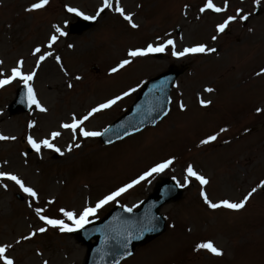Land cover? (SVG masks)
<instances>
[{
	"label": "rangeland",
	"instance_id": "rangeland-1",
	"mask_svg": "<svg viewBox=\"0 0 264 264\" xmlns=\"http://www.w3.org/2000/svg\"><path fill=\"white\" fill-rule=\"evenodd\" d=\"M37 2L0 0V61H3L0 79L9 77L12 68L23 60L25 74L36 72L30 84L37 99L48 109L41 113L33 108L28 114L11 116L9 105L24 83L17 78L9 88L0 91V134L16 137L11 143L0 141V152L7 150L0 159L8 157L2 171L17 175L38 193L33 207L34 198L13 181L0 180V246L11 245L7 255L15 264H43L45 260L48 264H83L86 247L70 233L46 225L34 210L42 207L44 215L61 219L66 218L61 208L79 214L156 164L173 159V165L165 172L141 181L89 218L101 219L116 205L136 210L160 177H172L184 184L188 165L210 181L202 186L192 178L182 200L162 209L168 222L165 234L138 249L123 264H264V193L260 187L264 183V112L256 114L257 109H264V78L247 83L241 79L260 67H255L256 63L264 64V45L253 44L247 51L238 50L231 42L241 37L240 30L233 28L222 40L227 47L225 58L221 50L177 58L169 47L160 59L150 54L138 57L118 73H112L113 67L130 59L129 50L148 44L158 46L172 39L176 51L201 44L212 46V27L220 20L200 11L206 0H118L119 6L133 15V22L139 25L133 29L115 11L117 0H113V8L105 10L96 27L82 35H69V25L83 16L69 13L67 8L95 16L102 0H49L44 9L27 11ZM57 25L68 35L59 37L53 48L48 49ZM36 47L45 54L53 52L60 61L48 57L37 68V56L33 55ZM254 61V68L247 69ZM171 65L189 70L173 90L170 114L156 128L104 147L99 137L83 138L79 132L74 136L60 127L62 123H70L73 114L83 117L98 104L136 88L137 91L97 113L83 126L88 131L103 132L133 104L144 82ZM77 76L82 79L76 80ZM209 87L214 91L206 92ZM201 99L211 103L205 107ZM180 103L184 104V110L180 109ZM48 113L55 118L46 125L43 118L46 120ZM30 124L36 129L27 128ZM53 131L62 133L53 143L64 155L47 148L40 153L33 149L32 155H25L31 147L26 139L29 135L41 141L50 139ZM216 134V141L201 144ZM76 143L81 146L74 147ZM69 145H73L72 152L67 151ZM253 189L256 191L239 211L213 210L201 196L204 191L214 203L222 200L235 203ZM17 195L25 201L20 202ZM40 227L48 230L39 233ZM33 231H37L35 237L23 240ZM208 240L225 250L220 259L205 250L196 251L199 243Z\"/></svg>",
	"mask_w": 264,
	"mask_h": 264
},
{
	"label": "snow or ice",
	"instance_id": "snow-or-ice-1",
	"mask_svg": "<svg viewBox=\"0 0 264 264\" xmlns=\"http://www.w3.org/2000/svg\"><path fill=\"white\" fill-rule=\"evenodd\" d=\"M49 4V0H39L37 3H33L27 11L34 12L41 9H44ZM256 5H261V0H255ZM113 3L112 0H102V6L98 9L95 16H87L84 13L80 12L79 10L68 7L67 11L69 13H75L77 16H83L85 20H95L100 14L104 13L107 9H112ZM207 10H211L216 13L224 12L226 11L225 7H217L213 0H206V4L204 7L200 9L201 12H205ZM115 11L118 12L125 21H127L133 29L139 28V25L137 23L133 22V15L126 14L123 7L119 6L118 0H117V6L115 7ZM243 9H239L237 12V15L240 16V19L247 21L249 19V15L242 14ZM237 19V16H230L228 19L217 26V31L219 33H224L225 30L229 27V24L234 22ZM55 33H58L59 35H56L55 33L52 34L49 38V43L47 44V48L51 49L53 46L58 42L59 37L67 36L68 33L63 31L60 26H54ZM213 40L216 39L215 36L212 37ZM69 47H73V45H69ZM171 47V54L177 58L185 57L188 55H194L197 53H209V52H215V48H208L206 45H197L194 47H186L182 51H176V42L172 39H168L165 42L161 43L158 46H154L153 44H148L144 48H136L131 49L127 52V56L130 59H124L122 60L118 66L113 67L111 69L112 73H118L120 70L124 69L126 66L130 65L135 58L138 57H147L149 54L152 53H163L166 49ZM33 55L37 56V68L40 66V63L45 61L48 57H53L57 62L60 61L59 56H54L53 52L48 51L46 54L42 52V49L40 47H36L34 49ZM0 64H3V61H0ZM24 65V61L20 60L18 61V66L12 68L11 75L6 78L0 80V88L4 87L7 84H11L14 80L23 81L25 87L27 88V103L29 107L35 106L37 109H39L40 112L46 113L48 109L44 107L41 102L37 99L36 93L31 86L30 82L34 80L36 77V72L32 71L28 74H25L22 71ZM257 75H264V71L258 72ZM76 80L82 79V77H75ZM69 88L73 87V84H68ZM137 91L136 88H132L130 91H126L123 93V95L115 96L114 98L108 99L106 102L100 103L97 106L91 108V110L84 115L83 117H77L75 114L71 117L70 123H62L60 127L64 130H68L75 136L77 132H79V135L83 136L84 138H94V137H100L105 134V132L108 131V129H105L104 132L100 131H88L83 126L85 123L94 115L97 113H100L104 110L112 108L114 105H116L119 101L124 99V97L129 96L132 92ZM206 92H213V88H205ZM201 105L207 107L211 101H204L203 99L200 100ZM181 110H184L185 106L183 103H180L179 105ZM257 112H264V109H257ZM164 115H167V112L164 113ZM29 127H35L34 124H30ZM221 132L227 131V129H221ZM60 131H53L50 134V139L45 138L41 141H37L34 139L31 135L27 137V142L31 146L32 149L35 150L36 153H40L42 148L51 149L52 151L59 153L60 155H64V152L61 151L59 147H57L53 141L57 140L61 136ZM218 138V134L216 135H210L207 137V139H204L201 141V144L207 145L209 143H212L216 141ZM15 140L16 137H9L0 134V141L5 140ZM81 145L79 143H76L74 147L79 148ZM73 145H69L67 148L68 152H72ZM27 155V153H25ZM174 163L173 159L165 160L163 163H158L151 169H149L147 172H145L143 175H141L139 178L133 180L131 183L125 185L124 187L119 188L118 190L112 192L111 194L105 196L103 199L99 200L95 206H87L83 208L82 212L79 214L75 211H69L66 209L61 208L60 212L64 217L67 218L68 221H71V224L65 223L63 219H53L48 217L47 215H42V213L45 211L42 207H37L35 209L36 214L38 215L39 219L43 221L46 225H50L54 228H58L61 232H67L72 233L76 232L80 229H83L87 224L91 223L92 221L89 219L90 217H93L97 214V212L103 208L105 205H107L109 202L114 201L117 199V197L121 196L123 193H126L129 189L133 188L135 185H138L141 183V181L147 180L149 177H152L154 174L159 175L165 170L169 169ZM186 175L184 178V184H181L180 181H176L177 186L180 187H187L188 184L192 182V178H194L196 181L200 183V185H208L210 181L206 179L203 175L199 174L196 169L192 165H188L186 168ZM175 179V178H174ZM0 180H9L13 181L16 185L19 186V188L26 193L29 197L32 198H38V193L31 187H28L25 185V182L18 177L17 175L11 174L9 172L0 171ZM5 188H7V185H3ZM261 188H264V183L260 185ZM256 191V189H253L252 192H250L246 197H244L243 200L240 202H230L229 200H222L219 203H214L209 199V196L206 192L202 191L201 196L203 197L204 203L211 209L216 210L220 208L230 209L239 211L243 208H245L246 204L248 203V200L251 198L253 193ZM49 203H54V201H49ZM31 206V204H30ZM132 208H125V211L131 212ZM48 229L45 227H40L37 231L39 233H44ZM153 229L151 227H145L141 230V236L143 235V231H152ZM37 231L31 232L30 235L24 236L23 240H30L33 237L37 235ZM140 238V237H136ZM132 239L131 236L128 237V240L130 241ZM21 241H17V243H20ZM124 247H127V244L124 245ZM11 248V245L4 244L0 246V261L3 262V264H15L14 259L10 258L7 253L9 252V249ZM201 250H205L208 253H211L213 256L221 257L224 255L223 251L215 246V244L211 241L202 242L199 243L196 246V251L199 252ZM131 252H127V255H131ZM43 264H48V261L45 260Z\"/></svg>",
	"mask_w": 264,
	"mask_h": 264
},
{
	"label": "water",
	"instance_id": "water-1",
	"mask_svg": "<svg viewBox=\"0 0 264 264\" xmlns=\"http://www.w3.org/2000/svg\"><path fill=\"white\" fill-rule=\"evenodd\" d=\"M94 25L93 22L79 21L71 26V34H82ZM183 73L184 71L171 67L167 73L147 83L131 110L103 136V141L110 144L156 125L166 116L165 112L168 114L171 90L177 78ZM16 105L12 113L21 110ZM112 130L114 131L111 132ZM182 195L183 190L175 183L163 179L138 212H127L117 208L104 221L77 233L78 239L88 247L86 264H120L132 256L136 248L159 237L165 231V219L159 214L160 209L170 202L179 201ZM145 227H151L153 230L143 231L141 236V230ZM129 236L132 237L130 241ZM93 239L96 240L95 244L92 243ZM127 252L132 254L129 256Z\"/></svg>",
	"mask_w": 264,
	"mask_h": 264
},
{
	"label": "flooded vegetation",
	"instance_id": "flooded-vegetation-1",
	"mask_svg": "<svg viewBox=\"0 0 264 264\" xmlns=\"http://www.w3.org/2000/svg\"><path fill=\"white\" fill-rule=\"evenodd\" d=\"M243 14L249 15V19L247 21H241V37L238 40L244 39L246 41L249 38L248 32L251 31L254 26L257 28L264 24V19H260L262 16H264V12H261L260 16L256 17L255 10H252L251 7H247L243 9Z\"/></svg>",
	"mask_w": 264,
	"mask_h": 264
},
{
	"label": "bare ground",
	"instance_id": "bare-ground-1",
	"mask_svg": "<svg viewBox=\"0 0 264 264\" xmlns=\"http://www.w3.org/2000/svg\"><path fill=\"white\" fill-rule=\"evenodd\" d=\"M47 64V61L42 65V67L44 66L45 67V65ZM46 95V94H45ZM46 96H50V94L49 95H46ZM50 113V112H49ZM48 113V114H49ZM47 115V114H46ZM46 115H41V116H46ZM52 114H49L48 115V117H47V119L45 120L44 118H43V121H45L46 122V125H47V122L48 123H51L52 121L54 122V116H51ZM59 122H61V121H59ZM53 125H50V127H52ZM5 153H7V150H2L1 152H0V155L1 154H5Z\"/></svg>",
	"mask_w": 264,
	"mask_h": 264
}]
</instances>
